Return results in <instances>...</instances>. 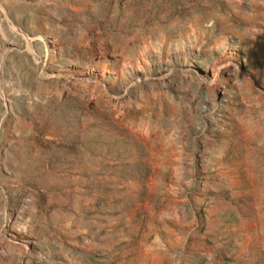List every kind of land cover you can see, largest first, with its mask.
Returning <instances> with one entry per match:
<instances>
[{"label": "rangeland", "instance_id": "374dc122", "mask_svg": "<svg viewBox=\"0 0 264 264\" xmlns=\"http://www.w3.org/2000/svg\"><path fill=\"white\" fill-rule=\"evenodd\" d=\"M0 264H264V0H0Z\"/></svg>", "mask_w": 264, "mask_h": 264}]
</instances>
